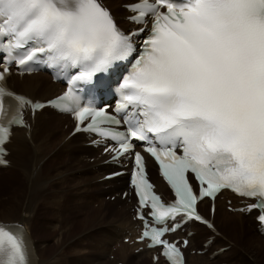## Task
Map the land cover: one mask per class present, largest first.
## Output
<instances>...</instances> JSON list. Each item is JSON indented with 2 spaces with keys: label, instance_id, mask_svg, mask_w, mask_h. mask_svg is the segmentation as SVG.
<instances>
[{
  "label": "snow or ice",
  "instance_id": "6c2138e0",
  "mask_svg": "<svg viewBox=\"0 0 264 264\" xmlns=\"http://www.w3.org/2000/svg\"><path fill=\"white\" fill-rule=\"evenodd\" d=\"M124 8L143 27L121 29L101 0H0V166L8 164L12 128H30L26 110L71 114L75 132L113 142L105 146L113 161L134 156L139 239L159 247L166 264H185L188 240L165 236L193 221L214 229L197 205L222 190L255 200L237 210H258L264 227V0H133ZM130 59L110 114L97 103L111 88L104 77ZM13 64L21 76L52 69L68 88L33 101L7 87ZM79 84L89 86L86 100ZM137 144L159 165L174 201L154 192ZM0 264H35L22 225L0 222Z\"/></svg>",
  "mask_w": 264,
  "mask_h": 264
},
{
  "label": "bare ground",
  "instance_id": "6f19581e",
  "mask_svg": "<svg viewBox=\"0 0 264 264\" xmlns=\"http://www.w3.org/2000/svg\"><path fill=\"white\" fill-rule=\"evenodd\" d=\"M103 1L118 23L126 26L127 14L120 4L133 0ZM9 86L41 101L62 90L43 74L12 76ZM70 125L66 117L44 109L31 120L29 130H13L7 144L9 167L0 168V178L9 184L14 179L17 184L9 193V203L0 201V221L25 225L36 264H164L152 263L145 249L135 253L140 245L123 243L124 238L132 241L136 236L128 198H120L126 180L102 181L114 170L103 165L107 156L87 147L90 140L82 134L69 138L65 127ZM200 208L205 214L207 204L202 202ZM213 221L215 234L199 225L191 227L195 234L189 239L186 264H264L263 240L251 216L228 212L218 198ZM208 239L211 243L203 247ZM223 247L227 249L215 254ZM197 250L204 252L191 254Z\"/></svg>",
  "mask_w": 264,
  "mask_h": 264
},
{
  "label": "rangeland",
  "instance_id": "374dc122",
  "mask_svg": "<svg viewBox=\"0 0 264 264\" xmlns=\"http://www.w3.org/2000/svg\"><path fill=\"white\" fill-rule=\"evenodd\" d=\"M127 1H129V0H127ZM129 2H131V0L129 1ZM55 134H56V132H55ZM8 168V167H7ZM10 169V168H9ZM2 176V175H1ZM17 177L19 178V179H22L23 178V175H17ZM1 179V182H0V201L2 202V203H9V199H10V195H9V193H12L13 191V187L17 184V181L16 180H14V179H11L10 180V184L9 183H7L6 182V179L5 178H3L2 179V177L0 178ZM5 182V183H4ZM118 182V181H117ZM8 185V186H7ZM7 186V187H6ZM104 190V189H103ZM105 191H106V189H105ZM107 197V198H106ZM105 198H106V200H108V196H106ZM84 200H90V198L89 197H86ZM110 201H112L111 200V198H110ZM84 202V201H83ZM94 205H96V204H94ZM93 205V207H91V208H89V210H88V213H90V211L91 210H93L94 208H95V206ZM63 206H61L60 207V209H61V212L63 213L64 212V208H62ZM93 208V209H92ZM85 217V216H84ZM67 230V229H66ZM65 232V231H64ZM253 233V232H252ZM68 234V233H67ZM123 243H125V242H123ZM263 244H264V241H263ZM87 245H85L84 247H86ZM191 254H193V253H191ZM127 255H129V253H127ZM113 258V256H111L110 257V259H112ZM92 264H95V262L94 263H92Z\"/></svg>",
  "mask_w": 264,
  "mask_h": 264
}]
</instances>
